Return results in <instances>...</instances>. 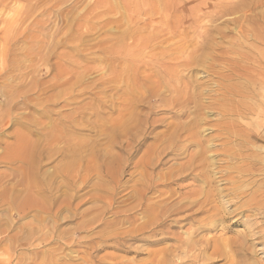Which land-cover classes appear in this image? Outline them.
I'll list each match as a JSON object with an SVG mask.
<instances>
[{
	"label": "rangeland",
	"instance_id": "1",
	"mask_svg": "<svg viewBox=\"0 0 264 264\" xmlns=\"http://www.w3.org/2000/svg\"><path fill=\"white\" fill-rule=\"evenodd\" d=\"M239 1L0 0V264H143L170 246L176 264H264V85L247 89L256 108L232 118L242 132L226 153L222 117L205 109L190 139L195 107L160 89L150 59L158 41L156 53L181 56L245 45L228 17ZM251 15L264 28V0ZM192 71L181 80L217 89Z\"/></svg>",
	"mask_w": 264,
	"mask_h": 264
},
{
	"label": "bare ground",
	"instance_id": "2",
	"mask_svg": "<svg viewBox=\"0 0 264 264\" xmlns=\"http://www.w3.org/2000/svg\"><path fill=\"white\" fill-rule=\"evenodd\" d=\"M260 0H240L239 2H237L236 4H238L239 6L235 5L233 10L231 11L232 14L231 15H234V14H237L238 18H231L232 16H228L230 17V21L234 22V23H237L239 26H240V29L242 30V32L240 33V38L244 39L245 40V45L243 44H239V43H235V44L231 47V49L228 47V48H221L219 47V45H215L213 42L209 41L207 42L206 44L202 45L201 44V48L199 49L200 53H197L199 55H197L195 53L192 54V55H187V56H181L182 53L180 54H176V53H173V54H170V52H168L167 54L165 53H156L155 50L160 46H163L161 45L160 41L157 42V38L155 36H149L147 37L148 41H150L149 43H144L143 46H147L149 45L150 43H153L154 40H156L155 42H157V46L153 47V49L151 50V52H153L150 56V59L152 60V67L154 69V72H153V77H156L157 79H159V82H158V86H160V89L162 87L165 88V90L171 88L172 91H173V95L174 93H177V99H173L174 103L177 104L179 107H181V111L182 109L184 110L183 113H185L186 111V108H188L187 106L189 104H193L194 107H195V110L197 112V117L195 119V121L192 120L191 116V120L193 122H190V124L186 127V126H183L182 125V129L184 130H187V132H189L188 134L189 135V138L190 139H197L198 137V133L196 130L198 128H200V125L201 124H205L204 122L202 123V117H199L202 112L205 110V109H211L212 111H217L218 115L221 116L222 118L220 120H218V122H216L214 125H213V128L219 132V134L216 136L217 140H220L222 141V144L220 145H217V146H220L221 147H225L226 148V153H228L230 151V144L233 142L234 139H239L240 137V133L242 132V130H239L238 127H237V124H240L239 123V119L238 117L235 118V120H233L232 118L235 117V116H239L241 113L245 112L246 110H249L250 111H254V109L256 107H253L251 106L249 103L245 102L246 99L248 98L247 97V89H250L252 87H256L258 86V84L261 82L262 85H264V57L262 55H264L263 53H258L259 52V48L257 46H255L253 43L252 44H247V41H246V37L245 35L248 34L251 36L253 42L255 44H260V45H264V28L261 27L259 24H258V21L256 19H253L254 17H252V15L250 17H247L246 14L247 12H250L252 13L253 10L256 8V6H258ZM222 6V5H221ZM224 7V6H223ZM232 7V6H231ZM240 14H243V18L240 17L241 15ZM250 15V14H249ZM235 16V15H234ZM262 16L258 17L259 19L261 18ZM233 19V20H231ZM225 20V19H224ZM178 23H180V21H177ZM184 23V22H183ZM236 24V25H237ZM171 25V24H170ZM175 26V25H174ZM169 27V26H168ZM177 27V26H176ZM182 27V24L181 26ZM179 27V28H180ZM174 29V28H173ZM168 30V29H167ZM171 30V29H170ZM166 31V30H165ZM220 31V30H219ZM222 33V32H221ZM154 34V33H153ZM160 34V33H159ZM171 34H174V32H170V35ZM169 35V34H168ZM167 35V36H168ZM179 35V34H178ZM181 36V35H179ZM170 37V36H168ZM177 37V35L175 36ZM174 37V38H175ZM173 39V38H171ZM177 39V38H176ZM175 39V40H176ZM146 40V41H147ZM167 40L168 42V39H165ZM170 40V38H169ZM183 41V40H182ZM166 43V41H164ZM171 42V41H170ZM169 43V42H168ZM192 43V42H191ZM217 43V42H216ZM218 44V43H217ZM164 47V46H163ZM169 47V46H168ZM217 47V48H216ZM152 48V47H151ZM162 48V47H161ZM216 48V49H215ZM163 49V48H162ZM181 49V47L179 48V50ZM184 49V47H183ZM210 49H214L213 51V55L212 53L209 54L208 53V50ZM170 50V49H169ZM177 50V49H176ZM163 51V50H161ZM168 51V50H167ZM178 51V50H177ZM194 51V50H193ZM175 52V51H173ZM198 52V51H197ZM172 53V52H171ZM236 53V57H228V56H233V54ZM155 60V61H153ZM172 61H175V66L174 65H170L169 63H171ZM169 62V63H168ZM219 63V64H218ZM172 64V63H171ZM201 66L202 68H205V70L208 71V76L212 77L214 83H215V87H217V89L215 90H210L211 87L207 86L206 84H203V83H200L199 81H196L194 80L193 83L191 84L189 81H182L181 80V76H180V73H181V70H190L192 71L194 69L195 66ZM218 65L222 66V68L220 69H217L218 68ZM148 66V65H147ZM152 69V68H151ZM225 72H228V74L224 73ZM145 72V71H144ZM193 72V71H192ZM161 73V74H159ZM224 73V74H222ZM152 75V74H151ZM260 76V77H259ZM147 78V77H146ZM151 78V77H149ZM154 79V78H153ZM236 79V80H235ZM242 79L243 81H245V85L243 87H240L238 83H234L233 81H237V80H240ZM150 81V79H147ZM240 80V81H242ZM147 81V83L149 82ZM152 84V79L150 81ZM157 82V81H155ZM154 83V82H153ZM145 84V83H144ZM156 84V83H155ZM146 85V84H145ZM213 85V84H212ZM157 86V87H158ZM253 88V89H254ZM141 89V88H140ZM139 89V91H141ZM159 89V88H158ZM143 90V89H142ZM252 90V89H251ZM171 91V92H172ZM159 92V91H158ZM162 92V91H161ZM206 93H214L212 96L211 94L206 96V99L209 100V103H207L206 105L203 104L202 102V98L206 95ZM254 92L256 93V90L254 89ZM164 93V92H163ZM252 93V92H251ZM162 94V93H161ZM165 94V93H164ZM258 94V93H257ZM256 94V95H257ZM155 95H157L155 93ZM160 95V93L158 94ZM157 97H160L158 96ZM175 97V96H174ZM157 99V98H156ZM163 100V99H162ZM179 107H176V108H179ZM175 108V109H176ZM188 110V109H187ZM190 110V109H189ZM216 113V114H217ZM181 114V112H180ZM182 116L184 114H181ZM180 115V116H181ZM190 115V114H189ZM196 115V114H195ZM194 115V116H195ZM185 117H187L185 115ZM189 119V118H187ZM194 119V118H193ZM205 121V119H204ZM237 123V124H236ZM181 124V123H179ZM208 124V123H207ZM206 125V124H205ZM207 126V125H206ZM209 126V125H208ZM201 129V128H200ZM200 129L198 131H200ZM210 129V128H209ZM173 130V129H172ZM206 130V129H205ZM175 131V130H174ZM181 131V130H180ZM170 132V131H169ZM176 132V131H175ZM167 133V132H166ZM203 133V132H202ZM168 134V133H167ZM179 134V132H178ZM185 134V133H184ZM200 134V133H199ZM164 135V134H163ZM201 135V134H200ZM169 136V134H168ZM167 136V137H168ZM171 136V135H170ZM180 136V135H179ZM184 136V135H183ZM162 137V136H161ZM186 137V136H184ZM200 137V136H199ZM158 139V138H157ZM156 139V140H157ZM185 139V138H184ZM201 140V139H200ZM216 140V139H215ZM174 141V140H173ZM157 142V141H156ZM194 142V141H193ZM192 142V143H193ZM160 143V142H159ZM157 143V144H159ZM195 145V143H193ZM198 144V143H197ZM213 144H216V143H213ZM174 146V144H173ZM201 146V145H200ZM202 147V146H201ZM157 148V147H156ZM173 148V147H171ZM199 148V147H198ZM154 149V147H153ZM163 149V148H162ZM170 149V148H169ZM175 149V148H174ZM173 149V150H174ZM191 149V148H190ZM156 150V149H155ZM160 150V148H159ZM172 150V151H173ZM171 151V150H170ZM202 151V150H201ZM200 151V152H201ZM205 151V150H204ZM203 151V152H204ZM160 152V151H159ZM165 152V151H164ZM232 152V151H231ZM234 152V151H233ZM151 153V152H150ZM154 153V151H153ZM199 153V152H198ZM236 153V152H235ZM234 153V154H235ZM152 154V153H151ZM150 154V156H151ZM192 154V153H191ZM197 154V153H196ZM200 154V153H199ZM207 154V153H205ZM217 154V153H216ZM233 154V155H234ZM237 154V153H236ZM239 154V153H238ZM149 155V153L147 154V156ZM201 155V154H200ZM199 155V158L201 157L200 159V164L198 165L199 167H204L207 165V162L204 158V155L200 156ZM214 155V154H213ZM221 155V154H219ZM156 156V155H155ZM159 156V155H158ZM164 156V154H163ZM198 157V156H197ZM207 157V156H205ZM229 157V156H228ZM231 157V156H230ZM155 158V157H153ZM235 158V157H234ZM151 158H149L150 160ZM156 159V158H155ZM192 159V161L194 162L196 159L193 157V158H190ZM189 159V160H190ZM207 159V158H206ZM237 159V158H236ZM235 159V160H236ZM152 160V159H151ZM150 160V161H151ZM157 160V159H156ZM199 160V159H198ZM197 160V161H198ZM219 160V159H218ZM217 160V161H218ZM229 160V159H228ZM234 160V161H235ZM238 160V159H237ZM240 160V159H239ZM148 161V160H146ZM158 161V160H157ZM208 161V160H207ZM156 162V161H155ZM219 162H222L221 160ZM159 163V162H158ZM223 163V162H222ZM228 163V162H226ZM152 165V164H151ZM70 166V165H69ZM155 166H156V163H155ZM194 166V165H193ZM228 166V165H227ZM149 167V165H148ZM154 167V166H153ZM190 167V166H189ZM187 167V170L188 168ZM193 168V167H192ZM208 168V166H207ZM190 169V168H189ZM181 170V169H180ZM186 170V171H187ZM207 170V169H206ZM225 170V169H224ZM178 171V170H177ZM183 171V170H182ZM194 171V169H193ZM202 171V170H201ZM215 171V170H213ZM196 172V171H195ZM218 172V171H217ZM216 172V173H217ZM151 173V172H150ZM182 173V172H181ZM215 173V174H216ZM221 173V172H220ZM223 173V172H222ZM222 173L221 175H219L218 177L222 176ZM227 173V172H226ZM203 174V173H202ZM225 174V172H224ZM173 175V174H172ZM191 175V174H190ZM152 176V175H151ZM161 176V175H159ZM190 177V176H189ZM151 178V177H148V179ZM195 178V177H194ZM229 178V177H227ZM146 179V178H145ZM163 179V178H162ZM196 179V178H195ZM199 179H203V178H199ZM222 179V178H221ZM152 180V179H150ZM153 181V180H152ZM197 181V180H196ZM214 181V179H213ZM216 181V180H215ZM146 182V181H145ZM150 182V181H149ZM212 182V180H211ZM210 182V183H211ZM212 184V183H211ZM210 185V184H208ZM190 186V185H189ZM192 187V186H191ZM207 187V185H206ZM155 188V187H154ZM193 188V187H192ZM208 188V187H207ZM210 188V186H209ZM208 188V189H209ZM187 189V188H186ZM204 189V188H203ZM208 189H207V192H208ZM200 190V189H199ZM205 190V189H204ZM210 191V190H209ZM148 192V191H147ZM172 192V191H171ZM201 192H203V190H201ZM200 192V194H201ZM222 192V191H221ZM144 193V192H143ZM206 193V192H205ZM209 193V192H208ZM213 193V191L211 192ZM210 193V194H211ZM218 193V192H217ZM203 194V193H202ZM209 194V195H210ZM216 194V193H214ZM183 195V194H182ZM190 195V194H189ZM219 195V194H218ZM204 196V195H203ZM217 197V195H215ZM214 196V198H215ZM202 197V196H200ZM198 198V197H197ZM220 198V197H219ZM222 198V196H221ZM209 200V199H207ZM231 200V199H230ZM160 202V201H159ZM209 201H207L208 203ZM210 202H211V199H210ZM231 202V201H230ZM233 202V201H232ZM213 204V202H211ZM210 203V204H211ZM229 203V201L227 202ZM153 204V203H152ZM216 204V202L214 203ZM192 205V204H190ZM206 206V205H205ZM153 207V206H151ZM183 207V206H182ZM192 207V206H191ZM204 206H202L201 208H199L200 210L203 209ZM207 207V206H206ZM211 207V206H210ZM184 208V207H183ZM195 208V207H194ZM198 208V207H197ZM148 209V208H147ZM154 209V207L152 208ZM151 209V210H152ZM206 209V208H205ZM218 209V208H217ZM216 209V210H217ZM190 211L191 212H195L194 209H190L187 207V210H184L185 211ZM198 210V209H196ZM204 210V209H203ZM199 211V210H198ZM153 212V211H152ZM179 213H182L183 211H177ZM203 212V211H202ZM147 213V212H146ZM195 213H199V212H195ZM209 213V212H208ZM149 214V213H148ZM178 214V213H177ZM185 214V213H184ZM193 214H190V215H187L184 219H188V218H191V216H193ZM153 216V215H152ZM173 216V215H172ZM183 219V220H184ZM194 219V218H193ZM181 220H182V217H181ZM184 220V221H185ZM159 221V220H157ZM173 221V220H172ZM180 222V221H179ZM179 222H177L179 224ZM160 223V222H159ZM163 223V222H162ZM182 223V222H181ZM191 223V222H190ZM152 223H150V226H151ZM156 224V222H155ZM238 224V223H237ZM147 225V224H145ZM157 225V224H156ZM166 225V224H165ZM154 226V225H153ZM162 226V225H161ZM179 226V225H178ZM183 226V225H182ZM157 227V226H156ZM150 228V227H149ZM173 228V227H172ZM143 229V227H142ZM136 230V229H134ZM138 230V229H137ZM141 230V229H140ZM145 227H144V230L145 231ZM172 230V229H171ZM142 231V230H141ZM164 231V230H163ZM170 232V231H168ZM142 233V232H141ZM140 233V234H141ZM145 233V232H144ZM173 233V232H172ZM173 235V234H172ZM177 236V234H176ZM183 238V237H182ZM161 239V238H160ZM175 239V238H174ZM177 239V238H176ZM155 240V239H154ZM192 240V239H191ZM196 241V240H195ZM202 241H203V238H202ZM201 241V242H202ZM205 241V240H204ZM209 241L211 240H208L206 242V244L209 243ZM160 243L164 242V241H159ZM168 242V241H167ZM175 242V241H174ZM178 242V241H177ZM198 242L200 243V240L198 239ZM195 243V242H189V243H185V247H187L188 249L192 250V252L196 249V245L199 244V243ZM176 243V242H175ZM180 243L179 242V245H177V247H175L176 249H181L180 247ZM150 244L152 245H155V244H158V242H151ZM203 244V243H202ZM211 244V243H210ZM149 245V243H148ZM182 245V244H181ZM174 246V244H173ZM201 246V244H200ZM204 246V245H203ZM210 246V245H208ZM169 247V246H168ZM171 247V246H170ZM169 247V248H170ZM195 247V249H194ZM202 247V246H201ZM169 248H165L166 250H162L161 252L159 251V253H155L154 256L153 253H151L148 257V259H150L149 261H146L145 259V263L143 264H176V263H173V258H177L178 255H176V250H170ZM199 248V247H197ZM203 248V247H202ZM206 248V247H205ZM173 249V248H171ZM187 249V250H188ZM201 249V248H199ZM201 251V250H200ZM203 251V250H202ZM206 251V250H205ZM178 252V250H177ZM184 253H186L185 251H183ZM198 252V251H197ZM189 252L187 251L186 254H188ZM185 254V255H186ZM193 254V253H191ZM194 254L196 255L195 251H194ZM198 254V253H197ZM199 255V254H198ZM198 255L197 258H198ZM150 256H152L153 258L151 259ZM190 256V255H189ZM194 256V255H193ZM203 256V255H202ZM201 256V259L203 258ZM186 257V256H185ZM195 257V256H194ZM165 258V259H164ZM180 258V257H179ZM184 258V257H183ZM188 258V257H187ZM191 258H192V255H191ZM205 258V256H204ZM207 258V257H206ZM147 259V260H148ZM185 259V258H184ZM194 259V258H193ZM200 259V260H201ZM195 260V259H194ZM194 260H187L186 263L184 261L181 262V264H188L191 262V264H195ZM203 260V259H202ZM201 260V262L203 263V261ZM207 260V259H206ZM197 261V260H196ZM142 262H144L142 260ZM149 262V263H148ZM193 262V263H192ZM199 262V260L197 261ZM196 262V264H197ZM204 262H206L204 260ZM178 264H180L178 262ZM205 264V263H204Z\"/></svg>",
	"mask_w": 264,
	"mask_h": 264
}]
</instances>
